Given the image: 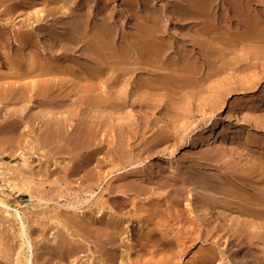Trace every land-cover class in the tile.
<instances>
[{
  "label": "rangeland",
  "instance_id": "374dc122",
  "mask_svg": "<svg viewBox=\"0 0 264 264\" xmlns=\"http://www.w3.org/2000/svg\"><path fill=\"white\" fill-rule=\"evenodd\" d=\"M39 2L0 0V197L35 264H264V0Z\"/></svg>",
  "mask_w": 264,
  "mask_h": 264
},
{
  "label": "bare ground",
  "instance_id": "6f19581e",
  "mask_svg": "<svg viewBox=\"0 0 264 264\" xmlns=\"http://www.w3.org/2000/svg\"><path fill=\"white\" fill-rule=\"evenodd\" d=\"M40 2L42 1V0H39ZM55 1V0H54ZM57 1V0H56ZM65 1V0H64ZM103 1V0H102ZM125 2L127 1V0H124ZM139 1V0H138ZM146 1V0H145ZM39 2V3H40ZM51 2H52V0H51ZM78 2H80V1H78ZM85 3H86V1H84ZM133 2V1H132ZM151 2V1H150ZM38 3V4H39ZM127 3V2H126ZM129 3V2H128ZM134 3H135V0H134ZM87 4V3H86ZM96 4V3H95ZM138 4V3H137ZM200 4V3H199ZM193 5H194V3H193ZM198 6V5H197ZM21 7V6H20ZM88 7V6H87ZM38 8V7H37ZM99 8V7H98ZM101 8V7H100ZM205 8H206V6H205ZM81 9V8H80ZM106 9V8H105ZM88 10V9H87ZM98 10V9H97ZM100 10V9H99ZM105 11V10H104ZM103 11V12H104ZM134 11H135V9H134ZM179 11V10H178ZM39 13H43V9H41V11H38ZM88 12V11H87ZM100 12V11H99ZM176 12V11H175ZM39 13H37V15L39 14ZM97 13V12H96ZM95 13V15H97ZM111 13H113V11L111 12ZM111 13H108V14H111ZM135 13H136V11H135ZM190 13V12H189ZM35 14V13H34ZM100 14H102V10H101V13ZM142 14V13H141ZM149 14V13H148ZM36 15V16H37ZM40 15V14H39ZM38 15V16H39ZM44 15H45V13H44ZM87 15V14H86ZM103 15H104V13H103ZM138 15V14H137ZM147 15V14H146ZM35 16V17H36ZM41 16H43L42 14H41ZM48 16V15H47ZM54 16V15H53ZM99 16H101L102 17V15H99ZM151 16V15H150ZM12 17V16H11ZM120 17V16H119ZM152 17V16H151ZM196 17H199V16H196ZM40 18V17H39ZM42 18V17H41ZM55 18V17H54ZM148 18V17H147ZM183 18V17H182ZM187 18V17H186ZM38 19V18H37ZM156 19V18H155ZM154 19V20H155ZM158 20V19H157ZM187 20V19H186ZM46 23V22H45ZM145 22H143V24H144ZM40 24V23H39ZM78 24V23H77ZM84 24V23H83ZM86 24V23H85ZM139 24V23H138ZM37 25V24H36ZM102 25V24H101ZM142 25V24H141ZM159 25V24H158ZM9 26V25H8ZM7 26V27H8ZM149 26H150V24H149ZM152 26V25H151ZM39 27V26H38ZM84 27H85V25H84ZM88 27V26H87ZM143 27V26H142ZM59 28V27H58ZM65 28V27H64ZM153 28V27H152ZM5 29V28H4ZM60 29V28H59ZM139 30V29H138ZM62 31V30H61ZM93 31V30H92ZM10 32H11V30H10ZM57 32H60V31H57ZM76 32V31H75ZM94 32V31H93ZM107 32V31H106ZM155 32V31H154ZM159 32V31H158ZM161 32V31H160ZM62 33V32H61ZM153 33V32H152ZM157 33V32H156ZM2 34V33H1ZM11 34V33H10ZM72 35V34H71ZM96 35V34H95ZM109 36V35H108ZM111 36V35H110ZM148 36H150V35H148ZM115 37V36H114ZM0 41L1 42H3V40H2V37L0 36ZM110 38H112V37H110ZM47 39H49V37L47 38ZM74 39H75V37H74ZM146 39H148V38H146ZM150 39V38H149ZM9 40V39H8ZM53 40V39H52ZM67 41L66 39H62V41ZM71 40H73V38H71ZM71 40H68L67 41V43H69V44H72V43H76V42H72ZM152 40V39H151ZM19 41H20V39H19ZM25 41V40H24ZM106 41H107V39H106ZM109 41V40H108ZM0 42V43H1ZM84 42V41H83ZM94 42V41H93ZM4 43V42H3ZM7 43V42H6ZM15 43V42H14ZM23 42H21L20 44H22ZM57 43V42H56ZM78 43V42H77ZM19 44V43H18ZM24 44V43H23ZM91 44V43H90ZM107 44H109V43H107ZM111 44V43H110ZM115 44V43H114ZM59 45V44H58ZM149 45V44H148ZM105 46V44L103 45V47ZM110 46V45H109ZM108 46V47H109ZM49 47V46H48ZM95 47V46H94ZM146 47V46H145ZM76 48V47H75ZM92 49H91V51L92 50H94V52H95V49H97V48H95V49H93V46L91 47ZM111 48H113L112 46H111ZM110 48V49H111ZM118 48V47H117ZM147 48V47H146ZM160 48H161V50L163 49L161 46H160ZM159 48V49H160ZM33 48H31V50H32ZM102 50H103V48H101ZM101 49H99L98 48V50H101ZM109 49V50H110ZM151 49V48H150ZM29 50V49H28ZM109 50H108V52L106 53L105 52V54H108L109 53ZM115 50V49H114ZM113 50V51H114ZM122 50H124L123 48H122ZM157 50V49H156ZM160 50V51H161ZM2 51V50H1ZM97 51V50H96ZM35 52V51H34ZM90 52V51H89ZM93 52V51H92ZM91 52V53H92ZM94 52H93V54H94ZM98 52V51H97ZM103 52H104V50H103ZM103 52H101V54L103 53ZM112 52V51H111ZM162 52V51H161ZM3 53H4V50H3ZM119 52H117V55H119L118 54ZM123 53V52H122ZM147 53V52H146ZM150 53V52H149ZM158 53H159V50H158ZM157 53V54H158ZM36 54V53H35ZM95 54H96V52H95ZM105 54H103V55H105ZM124 54V53H123ZM151 54V53H150ZM160 54V53H159ZM109 55V54H108ZM111 55H112V57L113 56H115L114 54H112L111 53ZM125 55V54H124ZM147 55V54H146ZM12 56V55H11ZM94 56H96L97 57V55H94ZM8 57V56H7ZM31 57V56H30ZM29 57V58H30ZM102 56H100V57H97V59H100ZM104 57V56H103ZM107 57V56H106ZM105 57V59L104 60H107V58ZM121 57V56H120ZM153 57V56H152ZM33 58V57H32ZM3 59V58H2ZM5 59V58H4ZM31 59V58H30ZM110 58L108 57V60H109ZM39 60V59H38ZM102 60L103 59H101V60H99L100 62H102ZM113 60H114V58H113ZM98 61V62H99ZM104 62V61H103ZM39 63H40V61H39ZM38 63V64H39ZM96 63V62H95ZM106 63V62H105ZM104 63V64H105ZM107 64H111V63H107ZM8 65H9V63H8ZM12 65V64H11ZM31 65H34V64H31ZM40 65V64H39ZM10 66V65H9ZM94 66V65H93ZM117 66H118V64H117ZM12 67V66H11ZM35 67H37V69H38V66H35ZM42 67V66H41ZM95 67V66H94ZM17 68V67H16ZM34 68V67H33ZM27 69H28V66H27ZM35 69V68H34ZM73 69H74V67H73ZM73 69H72V71H73ZM110 69V67L108 68V71H110L109 70ZM18 70V69H17ZM69 70V69H68ZM92 70V69H91ZM111 70H112V68H111ZM28 71V70H27ZM32 71H34V70H32ZM31 71V72H32ZM77 71V70H76ZM96 72H98L99 71V68L98 69H96L95 70ZM104 71H106V70H103V72ZM107 71V72H108ZM25 72V71H24ZM29 72V71H28ZM79 72V71H78ZM86 72V71H85ZM93 72V71H92ZM111 72V71H110ZM23 73V72H22ZM95 73V72H94ZM104 73H106V72H104ZM109 73V72H108ZM18 74V73H17ZM31 74V73H30ZM33 74V73H32ZM87 74V73H86ZM98 74V73H97ZM101 74V73H100ZM23 75V74H22ZM99 75V74H98ZM102 75V74H101ZM106 75V74H105ZM108 76L110 75V74H107ZM112 75V74H111ZM20 76V75H19ZM103 76H104V74H103ZM99 78V77H98ZM47 79V78H46ZM105 79V78H104ZM45 80V79H44ZM102 80V79H101ZM108 80V79H107ZM106 81V80H105ZM104 81V82H105ZM103 82V81H102ZM115 82V81H114ZM43 83H44V81H43ZM16 85V84H15ZM19 85H21V84H19ZM35 85H36V83H35ZM46 85V84H45ZM22 86V85H21ZM20 86V87H21ZM41 86H42V83H41ZM4 87V86H3ZM2 87V88H3ZM18 87L19 86H17V89H18ZM37 87V86H36ZM40 87V86H39ZM50 87V86H49ZM13 88V90H14V87H12ZM38 88V87H37ZM47 88V87H46ZM102 88V87H101ZM5 89H7V90H9L8 88H5ZM4 88H3V90L1 91V93H0V96H2V97H4V98H8V97H10L11 98V95H13L12 93H13V91H12V93H9L10 91H4L5 90ZM11 89V88H10ZM16 89V88H15ZM21 89V88H20ZM19 89V90H20ZM23 89V88H22ZM21 89V90H22ZM41 89V88H40ZM45 89V88H44ZM50 89H52L51 87H50ZM49 90V89H48ZM16 91V90H15ZM15 91H14V93H15ZM40 92L41 93H43L44 95L45 94H49V92L47 91V90H43V89H41L40 90ZM20 93H21V91H20ZM19 93V94H20ZM37 93H39L38 91L35 93V94H37ZM11 94V95H10ZM42 94V95H43ZM10 95V96H9ZM39 95V94H38ZM15 95H13V97H14ZM22 96L23 95H18V96H16L14 99L15 100H19V99H22ZM40 96H41V94H40ZM12 97V98H13ZM25 97V96H24ZM30 97V96H29ZM11 98V99H12ZM30 99V98H29ZM32 99V98H31ZM13 100V99H12ZM38 100H42V98H38ZM44 100V99H43ZM52 100H53V98H52ZM49 102V101H48ZM11 103V102H10ZM14 103H17V102H14ZM56 103V102H55ZM38 105V104H37ZM53 105V104H52ZM55 105V104H54ZM21 107V106H20ZM49 107V106H48ZM51 107V106H50ZM54 107V106H53ZM11 108V107H10ZM16 108V107H15ZM13 109V110H16V109ZM38 108H40V107H38ZM37 108V109H38ZM52 108V107H51ZM51 108H48V109H51ZM19 109V108H18ZM22 109H23V107H22ZM45 109V108H44ZM7 110H8V108H7ZM11 110V109H10ZM19 110H21V109H19ZM23 110H25V108L23 109ZM34 110V109H33ZM14 113H15V111H14ZM23 113V112H22ZM34 113V112H33ZM36 114H37V112H35ZM35 113H34V115H35ZM18 114H19V111H18ZM21 114V113H20ZM20 114H19V116H20ZM41 114H43V113H41ZM40 113H39V115H41ZM17 115V114H16ZM52 115H54V114H52ZM42 116H44L45 117V115L43 114ZM58 116H59V114H58ZM32 117H33V115H32ZM34 118H36V117H34ZM34 118H32L33 119V121L35 122L36 120H34ZM47 118V117H46ZM51 118V117H50ZM56 119H58L57 118V116L55 117ZM36 119H38V118H36ZM60 119V118H59ZM39 120V119H38ZM37 120V121H38ZM60 121V120H59ZM67 122V121H66ZM41 123V122H40ZM61 123V122H60ZM27 124V123H26ZM53 124H55V123H53ZM63 124V123H62ZM45 126H47L48 128H50L51 126V124H49V122H46L45 124H44ZM58 125H59V122H58ZM66 125H68V124H66ZM54 126V125H53ZM44 127V126H43ZM46 127V128H47ZM58 127H60V126H58ZM66 127H68V126H66ZM220 127H218V125L217 126H215V131L213 132V134L211 135V137H210V140H212V142H215V143H220L221 142V135H220V129H219ZM58 129V128H57ZM63 129H64V127H63ZM65 130V129H64ZM66 130H67V128H66ZM7 131H8V129H7ZM207 130L204 128V129H201L200 131H199V133H197V135H196V137L194 138V144H197V143H199L200 142V139H201V136H202V134H204L205 132H206ZM227 137V136H226ZM230 138V137H229ZM225 139V138H224ZM0 140H2L3 142H5V143H10V142H13V140H14V138L13 137H6V138H0ZM229 140V139H228ZM1 142V141H0ZM2 143V142H1ZM6 151H5V149H3V148H1L0 149V154H3V153H5ZM23 159L24 160H22V162L24 161V164H26L27 165V158L25 157V155H23ZM23 164V163H22ZM12 173V172H11ZM135 173V172H134ZM6 174V173H5ZM139 174V173H138ZM138 174H135L134 175V179H137V178H135L136 177V175H137V177L139 176ZM143 174V173H142ZM4 175V172H3V170H1L0 169V177H4L3 176ZM133 175V174H132ZM12 176V175H11ZM10 176V177H11ZM5 177H7V175L5 176ZM12 177H14V176H12ZM133 177V176H132ZM9 179V180H8ZM7 180H8V182H7V188L9 189V193H14V194H16V195H20L21 193H22V191H23V187H20V185H18L17 184V182L16 181H18V180H16L15 178L13 179V178H7ZM16 180V181H15ZM24 183V182H23ZM26 184V183H25ZM6 185V184H5ZM21 185H22V183H21ZM22 186H24L25 187V185L23 184ZM1 187V186H0ZM2 187H3V185H2ZM28 187H30V186H28ZM26 188V187H25ZM1 190H2V188H0ZM7 189V190H8ZM30 189V188H29ZM29 189H27V190H29ZM4 191H6V190H4ZM13 194V195H14ZM10 195H12V194H10ZM9 195V196H10ZM9 196H7V197H9ZM6 198V197H5ZM5 198H2V197H0V206L1 207H3L2 208V210H3V212L6 214V215H10V216H13L14 217V219L16 220V221H18V223H19V236H20V238H21V245L26 249V254H24V262H23V264H35V262H34V245H33V242H32V240H31V238H30V236H29V233H28V231H27V228H26V223H25V220H24V218H23V215H22V211L21 210H19V209H17V208H15L14 209V212H10V205L8 204V202H6V200H5ZM1 207H0V209H1ZM13 219V218H12ZM72 243V242H71ZM70 244V243H69ZM66 246V245H65ZM73 246V245H72ZM70 247V246H69ZM22 248V247H21ZM72 249V248H71ZM77 249H79V248H77ZM17 252H19V251H17ZM70 252H74L73 250H70ZM19 254H21L20 252H19ZM68 254H69V251H68ZM23 258V257H22ZM23 260V259H22ZM16 261V264H21L22 263V261L18 258L17 260H15ZM159 263H161V262H159Z\"/></svg>",
  "mask_w": 264,
  "mask_h": 264
}]
</instances>
